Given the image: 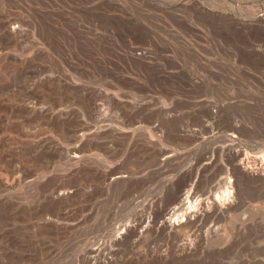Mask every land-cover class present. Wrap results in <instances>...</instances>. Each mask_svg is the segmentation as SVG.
<instances>
[{"label":"bare ground","instance_id":"bare-ground-1","mask_svg":"<svg viewBox=\"0 0 264 264\" xmlns=\"http://www.w3.org/2000/svg\"><path fill=\"white\" fill-rule=\"evenodd\" d=\"M260 16L263 24L264 12ZM49 80L0 84V93L11 91L19 97V112L8 114L6 119L17 121L28 132L26 139L7 129L0 132L3 148L11 150L0 160V166L13 174V178L0 179V190L11 194L24 185L22 193L9 197V203L0 207V225L54 227L64 233L57 239H21L10 247L23 254L0 257V264L262 263L260 258L231 255V245L204 241L207 232L213 238L226 235L218 224L225 213L243 210L249 202L255 210L259 208L255 201L264 196V154H250L239 145L240 141L259 139L261 134L254 127L221 103L187 115L167 114L162 111L164 106L144 100L146 95L144 101H134L126 92L109 94L98 86L93 90V86ZM137 88L146 94L143 86ZM147 127L171 146L152 141L131 146L135 136L145 139ZM214 136L223 145L201 151L196 168H184L172 179H165L169 171L159 167L160 163L169 162L175 155L187 157L196 151L194 145ZM82 160L94 167V179L81 186L64 183L62 178L70 173L64 164ZM32 165L38 169L32 170ZM115 182L121 185L113 189ZM109 188L114 196L108 213L100 220L105 224L103 232L129 212L132 219L124 225L122 238L142 241L141 246L131 248L133 251H127V242L122 243L119 236L96 242L73 235L87 217L99 213ZM208 218H215V223L206 227ZM158 234L167 236L159 241V237L153 238ZM74 248L76 252L71 253Z\"/></svg>","mask_w":264,"mask_h":264},{"label":"rangeland","instance_id":"rangeland-1","mask_svg":"<svg viewBox=\"0 0 264 264\" xmlns=\"http://www.w3.org/2000/svg\"><path fill=\"white\" fill-rule=\"evenodd\" d=\"M262 12L264 0H0V84L60 79L93 86V90L106 88L109 94L126 92L134 101L156 102L164 106V113L176 115L221 103L225 110L244 119L261 134L259 139L240 141L239 145L250 154H264V22L258 18ZM140 86L146 94L139 92ZM5 93H0V132L7 129L26 139L25 128L17 121L6 119L8 114L19 112L16 105L19 97L11 91ZM143 134L145 139L137 140L135 136L131 146L139 147L147 141L171 146L162 138L160 141L150 127ZM205 140L194 145L196 151L187 157L175 155L173 161L160 163L159 167L169 171L165 179H172L184 168H196L194 163L201 151L223 142L215 136ZM8 152L11 154L0 143V160ZM98 158L110 163L103 156ZM79 162L63 166L70 173H63L62 181L70 182L71 187L94 179V167L84 160ZM32 166V170L38 169ZM173 168L177 170L171 171ZM196 171H193L194 181ZM5 176L13 178V174L0 166V179ZM119 185L120 182H115L112 188ZM112 188L105 195L99 213L87 217L73 235L76 239L96 242H109L119 236L122 243L127 242V251L132 247L134 250L142 241L134 244L122 238L124 225L132 219L129 212L120 217V222L107 227L105 233V224H100L112 205ZM23 189L24 185H20L11 194L0 190V207L6 206L8 198L19 195ZM255 202L260 204L257 210L249 202L247 208L225 213L219 219L218 224L225 228L226 235L213 238L207 232L203 240L217 246L231 245V255L248 260L260 258L263 264L264 196ZM214 223L215 218H208L206 227ZM11 225H0V257L23 254L20 249L10 247L21 239L34 236L57 239L64 233L54 227ZM166 236L158 234L153 238L162 241Z\"/></svg>","mask_w":264,"mask_h":264}]
</instances>
